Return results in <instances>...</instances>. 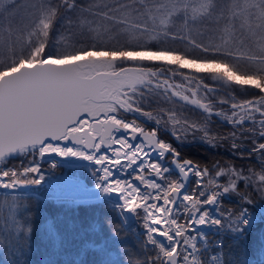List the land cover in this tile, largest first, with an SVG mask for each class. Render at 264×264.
Listing matches in <instances>:
<instances>
[{
    "label": "trees",
    "instance_id": "1",
    "mask_svg": "<svg viewBox=\"0 0 264 264\" xmlns=\"http://www.w3.org/2000/svg\"><path fill=\"white\" fill-rule=\"evenodd\" d=\"M126 2L131 0H67V3L64 0H53L55 16L47 29L48 35H44L40 23L27 32L24 48L19 54H14L10 62L0 66V73L22 62L36 61L40 57L68 58L80 52L100 50L122 52L119 66L134 65L138 63L130 61L126 51L147 49L167 50L183 58L222 62L241 76L259 77L264 83V41L260 40V33L251 20L256 12L243 9L240 0H209V9L199 17L187 10L183 14H175L173 25L167 32L142 45H128L117 34L111 38L104 37L101 30L97 31L100 26L94 29L89 22L86 23L89 18L93 19L92 22L95 21L97 15L104 11L107 13L102 17L107 18L101 24L109 23V7L113 6L120 12L125 8ZM72 3L75 6L69 9L68 4ZM257 12L264 13V8H257ZM250 25L254 26L255 31L248 28ZM42 46L44 51L41 55L34 56ZM150 65L155 68L158 64ZM186 73H190L191 80L195 81L194 88L198 92V98L212 101L216 108L244 105L246 101L259 97L257 88L264 94L256 84L242 86L235 81L217 83L209 79L205 71L193 73L186 70ZM138 104L152 114H162L163 125L169 127L160 128L161 139L170 143L183 157L194 160L200 166L211 168L214 164H231L240 167L245 173L249 168L258 167V161L248 154L252 147V136L247 131L250 124L234 128L236 122H222L213 115L177 101L169 92L149 86L139 88ZM205 132L216 138L213 141L215 145L207 142ZM232 132L240 136L235 141L239 145L235 150L231 147L233 139L228 135ZM221 137L228 138L220 139ZM61 151L69 154L67 157H60L58 154L53 157L59 162V169L76 171L80 155L73 156L63 148ZM19 197L25 198L34 215L33 250L29 264H127V250L135 252L138 257L144 255L142 245L145 234L139 235L134 229L126 227L121 214L109 200L70 204L35 195ZM3 198L0 194V204H3ZM253 201L255 204L259 201L258 194L253 196ZM239 206L235 198L223 199L222 207L225 209L234 210ZM2 211L6 213L7 207ZM116 225H120V236L113 232L112 227ZM224 241L225 253H229L231 249L229 255L239 257V261L233 260V264H264V219L252 226L240 247H236L235 239L230 237H226ZM241 248L244 249L242 255Z\"/></svg>",
    "mask_w": 264,
    "mask_h": 264
},
{
    "label": "snow or ice",
    "instance_id": "2",
    "mask_svg": "<svg viewBox=\"0 0 264 264\" xmlns=\"http://www.w3.org/2000/svg\"><path fill=\"white\" fill-rule=\"evenodd\" d=\"M64 2L67 3V0ZM74 6V3L68 4L69 9ZM0 7H3V0H0ZM54 16L55 11H52L40 21L45 36L48 35L47 29ZM43 51L42 46L33 55L40 56ZM48 58L43 57V59ZM7 87L5 85L6 90ZM256 93L259 99L245 102L250 106L251 111L241 115L233 125L234 128L245 123L251 125L247 129L252 136V147L248 154L258 161V167L249 168L247 173L219 164L209 168L198 166L191 160L182 162L173 160L179 169L180 177L166 184L156 182V178L164 179L167 170L157 161L145 158V148L158 150L159 155L163 157L165 153L174 152L171 145L158 140L155 132L141 133V130L133 127L132 124H121L118 119L112 121L114 124H119L122 129L141 134L145 142L141 147H136L118 139L111 147L115 149V155L119 158L108 159L105 156L96 161L97 165L107 160L108 165L132 168L140 173L134 178V182L115 181L117 173L111 167L92 171L94 187L99 194L116 195L123 201V212L142 214L145 232L142 245L145 249L144 255L138 257L135 252L127 250V264H233V260L239 261V257L235 254L229 255L231 249L229 253H225L221 238L210 242L203 229L206 225H211L221 233H231L236 238L235 246L240 247L246 239L252 220L255 219L247 206L255 204L253 196L257 194L258 199L264 202V111H262L264 94H261L259 88L256 89ZM184 99L188 98L184 97ZM191 103L200 104L195 99ZM200 107L210 111L206 104H200ZM235 107L236 105L233 104V108ZM236 115L237 113L233 112V116L228 117L229 122ZM83 122L88 121L85 118ZM228 135L233 139L231 147L237 149L239 145L235 141L240 136L235 132ZM205 137L208 143L215 145L213 143L215 137L208 136L207 132ZM225 138L228 137L220 139ZM28 143L34 146L26 147L25 143L18 142L10 148L0 149V194L4 197L3 204H0V222H2L0 223V264H29L33 250L34 215L25 198L14 193L21 188L41 185L49 178L55 177L54 170L58 167V161L53 160L52 157L57 154L60 157H67L69 154L61 151L59 147L35 146V142L32 141ZM48 143L47 140L44 142V144ZM122 146L123 151H121ZM130 148L135 150L128 151L127 149ZM101 151L107 153L108 148L102 147ZM174 154L179 155V153ZM72 155L79 154L72 153ZM84 158L93 159L92 156ZM14 161L16 163H13ZM43 164L48 165L47 170L43 168ZM127 174L125 172V175ZM144 174L149 178L146 179ZM221 177L226 178V182H222ZM109 181L114 182L109 183ZM64 182L78 186L75 176L65 177ZM189 185H194L190 191L186 190ZM226 197L235 198L239 202V208L234 210L223 208L222 202ZM5 207H7L6 213L2 211ZM123 222L127 223V220L124 219ZM112 228L115 235H122L120 225ZM213 249H216L215 255ZM240 252L242 255L244 249L241 248Z\"/></svg>",
    "mask_w": 264,
    "mask_h": 264
},
{
    "label": "water",
    "instance_id": "3",
    "mask_svg": "<svg viewBox=\"0 0 264 264\" xmlns=\"http://www.w3.org/2000/svg\"><path fill=\"white\" fill-rule=\"evenodd\" d=\"M100 66V58L79 54L68 58L25 61L1 73L0 149L10 148L18 142L32 147L34 145L28 143L32 141L35 146H55L85 153L94 147L95 141L100 139V146L107 148L115 138L144 145L141 134L122 129L112 121L118 119L117 110L137 119L142 118L141 111L131 100L135 88L145 84L168 91L176 100L210 115L220 117L223 114V111L211 107L209 102L199 100L194 93L182 89L179 83L173 84L157 76L158 72L163 73L151 67L124 65L117 69H105ZM194 99L208 105L210 111L200 107V104L191 103ZM235 105L234 109L238 112L251 109ZM85 118L87 123L83 122ZM140 130L141 133L154 132L144 128ZM46 140L48 144H44ZM146 150L159 154L158 150ZM169 153L175 155L177 152ZM130 215L133 216V213Z\"/></svg>",
    "mask_w": 264,
    "mask_h": 264
},
{
    "label": "rangeland",
    "instance_id": "4",
    "mask_svg": "<svg viewBox=\"0 0 264 264\" xmlns=\"http://www.w3.org/2000/svg\"><path fill=\"white\" fill-rule=\"evenodd\" d=\"M107 2L109 0H103ZM209 0H131V2H126L125 8L117 12L115 7L110 6V16H109V23L101 24L104 20H106L107 16L102 17L107 13L104 11L103 13H99L97 17L94 19L96 23H93L91 18L88 19L86 23L89 22V25L96 29L97 31L104 34V37L111 38L115 34L128 45H142L144 42L150 41L169 30V27H172L173 21L175 19V14H183L185 10L190 12L192 15L199 17L202 13H206L210 7L208 3ZM240 4H242V8L248 11L254 10L256 13L254 14L253 18L251 19L255 23V29L259 34L260 40L264 41V13L257 12V8L261 10L264 8V0H240ZM54 3L53 0H3V7H0V66L6 64V62H10L14 54H19L21 50L24 48L26 43V34L27 32L33 30L45 17L46 14L54 11ZM114 11L113 13H111ZM99 17H102L99 20ZM252 25V23L249 21ZM103 25V26H102ZM250 25V26H251ZM248 28L254 29V26ZM255 29L253 31H255ZM96 33V32H95ZM80 55L84 56H91V57H98L101 59V66L100 68L105 69H117L121 66L119 64L122 62L119 58H122V52H110L105 50L100 51H88L85 53H80ZM126 55L130 58V61H134L138 64V66H149L152 67L150 64H158L155 68L160 70L165 74H169V80L172 82H179L185 84L188 88L196 93L198 96V92L196 88H194V80H191V74L186 73L187 71L193 73L204 72L208 76L209 79L216 81L217 83L227 82V81H235L239 85L249 84L254 85L256 84L259 86L263 93H264V83L261 81L259 77L255 76H241L237 72H235L232 68L230 69L227 67L226 64L220 62H215L213 60L204 61V60H195L191 58H183L176 55L170 51H160V50H128L126 51ZM154 68V69H155ZM185 70L182 72L181 70ZM157 76H160L157 74ZM166 77V76H160ZM199 80V79H198ZM192 83L191 85L189 84ZM201 83V80H199ZM247 105V104H246ZM247 107H250L247 105ZM228 114H232L230 110L224 109ZM120 111L117 110V113ZM249 112V111H248ZM171 114L170 112H167ZM120 114V113H119ZM247 112L244 114L246 115ZM145 115V120H137L132 117H128L125 115L124 118L130 120L134 124H139L141 126L148 125L149 129H153L156 132L160 130L162 127L163 118L162 114L160 116H155L153 114H143ZM122 116V115H121ZM173 115L171 114V117ZM239 117V116H234ZM233 117V118H234ZM161 122H160V121ZM148 121V122H146ZM169 127L165 125V127ZM147 128V127H146ZM160 140H162L160 138ZM164 141V140H163ZM165 142V141H164ZM168 143V142H166ZM170 144V143H168ZM91 156L88 153H85L82 158H80V162L77 164V169L75 175L79 178H85L87 182L92 186L95 182L92 176V171L94 169L98 170L95 164V156H92L93 159L88 160L84 157ZM151 160H156L163 169H166L165 177L163 180L157 179V182L166 184L167 182L171 181L172 179L179 178L180 174L174 170L172 167L173 157L171 155L165 157H161L160 155H151ZM228 167H234L235 169H240L238 166H234L231 164H225ZM48 167V166H47ZM99 171V170H98ZM179 174L176 176V174ZM138 174L136 171L133 173H129L128 178L126 179L127 182L131 178H135ZM54 175L52 179H48L45 183L41 185H36L34 190H38L42 197L53 199L56 202H67L70 204L75 203V201H71L74 195L78 196L77 194H69L68 197L59 198L55 195L58 191H54L53 193L49 191L51 188V184H49L50 180H58L59 178L62 179L61 186L63 189L66 188V184L64 182L65 177L71 176L68 175V171L59 169V166L54 170ZM222 182H226V178H220ZM58 182V181H55ZM191 186H188L186 190L190 191ZM142 189H144V185L141 184ZM146 190V189H145ZM65 192L62 193V195ZM109 200L114 206H116L118 212L121 214L122 221L124 219L127 220V223H124L126 227L134 229L137 234H145L143 229L144 220L142 218V214L138 215L136 212L134 219H129L128 214L123 212L121 202H117L112 197L109 198H102L96 202ZM86 204V202H91L90 198H85L81 200ZM4 202V198H3ZM2 202V203H3ZM93 202V203H96ZM257 207L256 218L257 221L260 219H264V202L260 200L255 204ZM215 215V213H214ZM256 223V222H255ZM206 225L203 231L210 232L214 231L216 227ZM209 234H207L208 236Z\"/></svg>",
    "mask_w": 264,
    "mask_h": 264
},
{
    "label": "bare ground",
    "instance_id": "5",
    "mask_svg": "<svg viewBox=\"0 0 264 264\" xmlns=\"http://www.w3.org/2000/svg\"><path fill=\"white\" fill-rule=\"evenodd\" d=\"M100 140V139H99ZM99 140H97V141H95L94 143H95V145H94V147L92 148V149H90V151H87V152H85V153H88V154H95V158H94V160L95 161H97L96 160V156L97 155H99V154H101L103 151H101V148L103 147V146H100L101 144H100V142L101 141H99ZM118 139L117 138H115V140H112L111 142H109V146L107 147L108 149H110V150H112V152H113V154L112 155H109V156H107L108 157V159H117V158H119V157H117L116 155H115V149H113L111 146L117 141ZM124 141V140H123ZM128 144H132V143H129L128 141H126ZM132 145H135L136 147H141L142 145H139L138 143L137 144H132ZM104 148V147H103ZM124 149H123V146L121 147V151H123ZM128 151H134L135 149L134 148H130V149H127ZM98 151H101V152H98ZM146 153H148L147 152V150H146V148H145V154ZM145 158H147V156H145ZM137 159H139V157H137ZM130 163V162H129ZM96 167L98 168V170H100V169H102L103 167H111V169L112 170H114L116 173H117V175H116V177H115V181H119V182H127V178H128V176H129V173H133V172H135V170H133L132 168H128V167H117L116 165H108V163H107V160H105L101 165H97L96 164ZM125 172H127L128 174L127 175H125ZM138 173V172H137ZM145 175V178L146 179H148L149 177H148V175L147 174H144ZM55 181H58V182H55ZM84 182V185H82V186H79V187H77V188H74V190H73V188H67L66 190H71L72 189V192L74 193V192H76L80 197H82V198H85V197H87L89 194H90V191L92 192V193H97V195H98V197H100V196H102V197H104V196H106V195H103V194H99L98 193V190L97 189H95V187H94V184H93V187L92 188H88L87 187V185H89L88 184V182L85 180V181H83ZM112 182H114V181H109V183H112ZM128 182H134V178H131ZM61 182H60V180H50L49 181V184H51V191L52 192H54V191H61L62 190V187H61V184H60ZM137 183H140V182H137ZM142 184V183H141ZM90 190V191H89ZM115 197H118V196H115ZM117 202L119 201V200H117L116 198H114ZM119 202H121V201H119ZM123 204V202H121V205Z\"/></svg>",
    "mask_w": 264,
    "mask_h": 264
},
{
    "label": "built area",
    "instance_id": "6",
    "mask_svg": "<svg viewBox=\"0 0 264 264\" xmlns=\"http://www.w3.org/2000/svg\"><path fill=\"white\" fill-rule=\"evenodd\" d=\"M60 182H61V180H60ZM61 187H62V186H61ZM49 191L52 192L51 189H49ZM63 192H65V194L62 195ZM52 193H53V192H52ZM74 193H75V192H74ZM74 193H73V192H69L68 190L62 188V190H61V191H58V193H55V195L58 196L59 198H64V197H68L69 194H74ZM247 207L252 211V214H253L254 217H255V213H254V211H253V208L250 207V205H248ZM255 219H256V218H255ZM255 219L252 220V223L255 221ZM252 223H251V224H252ZM250 226H251V225H250ZM215 254H216V253H214V255H215Z\"/></svg>",
    "mask_w": 264,
    "mask_h": 264
},
{
    "label": "flooded vegetation",
    "instance_id": "7",
    "mask_svg": "<svg viewBox=\"0 0 264 264\" xmlns=\"http://www.w3.org/2000/svg\"><path fill=\"white\" fill-rule=\"evenodd\" d=\"M119 115H120V116L122 115V116H124V117H125V115H123V114H121V113H120ZM146 122H148V121H146Z\"/></svg>",
    "mask_w": 264,
    "mask_h": 264
}]
</instances>
